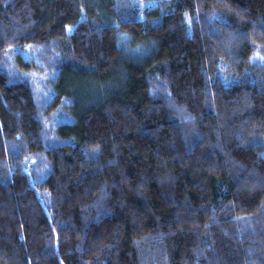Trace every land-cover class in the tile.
Listing matches in <instances>:
<instances>
[{
  "label": "trees",
  "instance_id": "1",
  "mask_svg": "<svg viewBox=\"0 0 264 264\" xmlns=\"http://www.w3.org/2000/svg\"><path fill=\"white\" fill-rule=\"evenodd\" d=\"M0 264H264V0H0Z\"/></svg>",
  "mask_w": 264,
  "mask_h": 264
},
{
  "label": "rangeland",
  "instance_id": "2",
  "mask_svg": "<svg viewBox=\"0 0 264 264\" xmlns=\"http://www.w3.org/2000/svg\"><path fill=\"white\" fill-rule=\"evenodd\" d=\"M15 53H19L21 52L22 55H24L25 57H31L34 54V51L31 47H27L24 50H21L20 48H16Z\"/></svg>",
  "mask_w": 264,
  "mask_h": 264
}]
</instances>
